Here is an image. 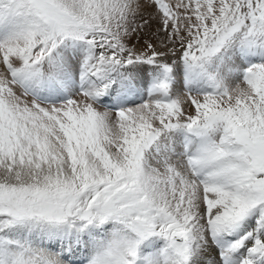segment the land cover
I'll list each match as a JSON object with an SVG mask.
<instances>
[{"label": "snow or ice", "instance_id": "obj_1", "mask_svg": "<svg viewBox=\"0 0 264 264\" xmlns=\"http://www.w3.org/2000/svg\"><path fill=\"white\" fill-rule=\"evenodd\" d=\"M0 264H264V0H0Z\"/></svg>", "mask_w": 264, "mask_h": 264}, {"label": "bare ground", "instance_id": "obj_2", "mask_svg": "<svg viewBox=\"0 0 264 264\" xmlns=\"http://www.w3.org/2000/svg\"><path fill=\"white\" fill-rule=\"evenodd\" d=\"M133 42H135V41L133 40Z\"/></svg>", "mask_w": 264, "mask_h": 264}]
</instances>
